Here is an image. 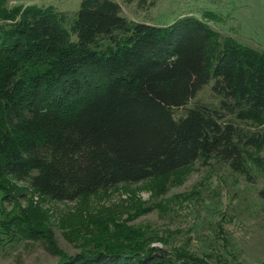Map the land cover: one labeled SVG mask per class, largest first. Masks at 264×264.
<instances>
[{"label":"trees","instance_id":"16d2710c","mask_svg":"<svg viewBox=\"0 0 264 264\" xmlns=\"http://www.w3.org/2000/svg\"><path fill=\"white\" fill-rule=\"evenodd\" d=\"M8 1L0 0V178L75 201L168 177L201 159L253 171L249 150L264 152V136L233 119L264 120L263 50L221 39L195 16L169 26L130 22L113 0H83L71 30L53 7ZM211 80L220 108H187ZM180 108L185 115L176 119ZM254 161L259 167L264 156ZM0 189L5 201L1 179ZM4 224L57 251L52 235L33 234L25 219ZM108 226L80 252L58 251L56 264H182L183 257L203 264L136 243L120 225H112L113 236Z\"/></svg>","mask_w":264,"mask_h":264},{"label":"rangeland","instance_id":"374dc122","mask_svg":"<svg viewBox=\"0 0 264 264\" xmlns=\"http://www.w3.org/2000/svg\"><path fill=\"white\" fill-rule=\"evenodd\" d=\"M82 1L9 0L8 5L53 7L63 13L64 25L71 30ZM113 1L130 22L169 26L195 16L221 39L229 37L264 51V0ZM214 82L205 85L187 108L199 104L219 109L222 98L214 93ZM185 111L175 109L176 119ZM233 121L249 134L264 136V120ZM249 155L255 167L246 173L220 158L201 159L168 177L121 184L75 201H56L37 193L27 180L1 177L10 197L4 201L0 189V264H56L61 259L58 251L63 256L80 252L104 223L113 236L112 225H120L136 243L146 241L173 258L191 254L203 264H260L264 262V163L257 167L254 159L264 152L252 148ZM12 216L25 219L33 234L35 230L51 234L57 251L47 239L23 237L27 229L8 230L4 222Z\"/></svg>","mask_w":264,"mask_h":264}]
</instances>
